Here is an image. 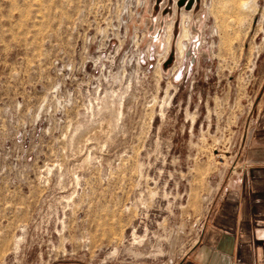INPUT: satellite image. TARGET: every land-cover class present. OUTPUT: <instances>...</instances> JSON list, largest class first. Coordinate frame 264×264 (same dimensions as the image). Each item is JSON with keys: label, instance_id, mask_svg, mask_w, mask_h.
<instances>
[{"label": "rangeland", "instance_id": "obj_1", "mask_svg": "<svg viewBox=\"0 0 264 264\" xmlns=\"http://www.w3.org/2000/svg\"><path fill=\"white\" fill-rule=\"evenodd\" d=\"M263 96L264 0H0V264H179Z\"/></svg>", "mask_w": 264, "mask_h": 264}, {"label": "crops", "instance_id": "obj_2", "mask_svg": "<svg viewBox=\"0 0 264 264\" xmlns=\"http://www.w3.org/2000/svg\"><path fill=\"white\" fill-rule=\"evenodd\" d=\"M241 166L216 192L193 250L179 264H264V96Z\"/></svg>", "mask_w": 264, "mask_h": 264}, {"label": "bare ground", "instance_id": "obj_3", "mask_svg": "<svg viewBox=\"0 0 264 264\" xmlns=\"http://www.w3.org/2000/svg\"><path fill=\"white\" fill-rule=\"evenodd\" d=\"M249 2V1H248Z\"/></svg>", "mask_w": 264, "mask_h": 264}]
</instances>
